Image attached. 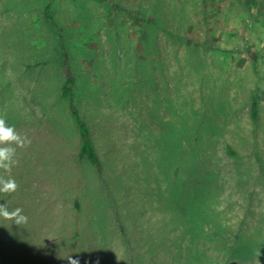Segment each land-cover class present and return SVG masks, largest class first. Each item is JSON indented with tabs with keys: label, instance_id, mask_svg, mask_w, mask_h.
<instances>
[{
	"label": "rangeland",
	"instance_id": "374dc122",
	"mask_svg": "<svg viewBox=\"0 0 264 264\" xmlns=\"http://www.w3.org/2000/svg\"><path fill=\"white\" fill-rule=\"evenodd\" d=\"M0 117L31 140L0 264H264V0H0Z\"/></svg>",
	"mask_w": 264,
	"mask_h": 264
},
{
	"label": "trees",
	"instance_id": "16d2710c",
	"mask_svg": "<svg viewBox=\"0 0 264 264\" xmlns=\"http://www.w3.org/2000/svg\"><path fill=\"white\" fill-rule=\"evenodd\" d=\"M100 2H110V0H99ZM115 7H118V4L114 3L113 4ZM52 4L49 3L47 6V16L52 17V14L50 12ZM62 65H63V70L65 74V82L63 85V96L68 97L70 100L69 108L75 117L79 131L81 133V139H82V144H81V149H80V158L81 159H88L99 172H102L103 170V161L99 155L98 149L96 147V144L94 142V139L92 137L91 129L85 120V118L82 116L76 102H75V84L77 82V76L74 71V68L71 63V57L68 49L63 46L62 47ZM255 57L256 54H253ZM251 112L254 120H258L259 117V101L255 97L252 105H251ZM245 244L233 246L230 249L227 250V254L225 255L226 261L228 262L230 259L235 258L237 256L241 258H248L252 252L245 248Z\"/></svg>",
	"mask_w": 264,
	"mask_h": 264
},
{
	"label": "clouds",
	"instance_id": "9594fccd",
	"mask_svg": "<svg viewBox=\"0 0 264 264\" xmlns=\"http://www.w3.org/2000/svg\"><path fill=\"white\" fill-rule=\"evenodd\" d=\"M31 145L30 138L17 132L14 125L7 123L4 117H0V194L15 193L19 185L11 176L14 166L18 164L17 149H23ZM29 217L24 213L23 208L16 207L9 209L7 202L0 203V220L10 221L12 224L23 226L28 223ZM261 253L257 251V256ZM68 264H79V260L71 255L65 257Z\"/></svg>",
	"mask_w": 264,
	"mask_h": 264
}]
</instances>
